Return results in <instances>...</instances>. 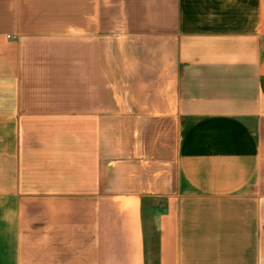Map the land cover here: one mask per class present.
<instances>
[{
	"label": "crops",
	"instance_id": "1",
	"mask_svg": "<svg viewBox=\"0 0 264 264\" xmlns=\"http://www.w3.org/2000/svg\"><path fill=\"white\" fill-rule=\"evenodd\" d=\"M0 264H264V0H0Z\"/></svg>",
	"mask_w": 264,
	"mask_h": 264
},
{
	"label": "rangeland",
	"instance_id": "2",
	"mask_svg": "<svg viewBox=\"0 0 264 264\" xmlns=\"http://www.w3.org/2000/svg\"><path fill=\"white\" fill-rule=\"evenodd\" d=\"M153 253H156V247L153 248Z\"/></svg>",
	"mask_w": 264,
	"mask_h": 264
}]
</instances>
